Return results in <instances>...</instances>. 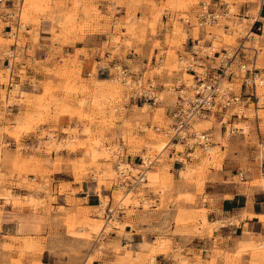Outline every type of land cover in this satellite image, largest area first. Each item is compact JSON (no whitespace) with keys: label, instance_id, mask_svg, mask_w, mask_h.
<instances>
[{"label":"rangeland","instance_id":"374dc122","mask_svg":"<svg viewBox=\"0 0 264 264\" xmlns=\"http://www.w3.org/2000/svg\"><path fill=\"white\" fill-rule=\"evenodd\" d=\"M258 2L259 0H219L216 10L223 12V4H227L226 14L220 15L216 25L204 29L194 24V14L199 10V4L207 5L208 0L0 2V31L5 30L2 32L3 36H0V46L19 48L24 43L21 35L25 33V29H34L39 20L49 22L52 43L56 44L44 61L46 65H41V69L37 70L44 77L39 83L41 94L44 93V84L48 83L47 99L38 96L20 99L18 115L12 123L7 122L0 128V132L13 140H18L22 135L34 137L38 145L36 153L48 156H56L60 152L72 153L75 150L81 152L71 161L60 157L42 160L32 155L21 156L17 149L6 161L7 157H2L5 144L0 143V166L3 168L0 174V194L8 195L2 201L14 208L29 210L36 216L32 222L35 235L27 234L16 239L5 236L0 238V264L91 263L107 251L106 238L110 229L123 227L124 224L119 223L122 213H126L127 219H149L152 212L150 207L154 202L153 199L146 198L148 193L158 199L156 211L161 212L164 223L171 221L176 228L183 229L177 232L198 234L197 228L210 231L205 225L203 211L194 210V205L198 204L201 196L200 187L206 179L205 175L209 170L219 169L229 157L241 170L252 176V183L248 185H264V175L254 170L255 166L258 167L264 161V149L259 145L260 142L264 143V83L256 92L260 109L253 110L250 104L249 107L240 105L232 110L240 112L244 119L238 122L248 126L243 136L221 135L218 125L212 119L206 120L202 127L194 128L210 129L208 132L213 144L210 149L212 151L199 155L198 161L184 163L181 169L183 171L177 173L180 179L178 184L194 185L195 193L174 195L171 188L175 183L167 174L169 162L171 163V160L166 159L168 146L162 154L159 153L158 162L145 171V178L148 177L146 184L132 190L127 191L119 186L121 178L116 176L114 169L115 165L130 163L129 157L137 156L132 163L137 164L139 157L145 159L148 154L153 155L159 151L152 148L162 147L167 138L163 133L155 132L154 127L165 128L168 125L167 109L174 101V95L163 90L158 104L144 106L139 110L137 108L141 105L130 101L128 90L119 83L109 81V75L104 83L96 82L99 79L95 77L97 67H105L107 72L116 63L140 75L142 81L150 79L157 86L168 85L178 77L189 79L179 70L177 57L184 55L183 51L190 44L187 39L191 37L192 40H199L203 47L210 43L212 51L224 49L229 54H232L230 50L237 43L244 42L242 53L249 56L250 62L256 57L255 68L258 69L260 78L264 79V34L256 35L259 39L252 35L249 39L245 38L255 17L253 14ZM8 14L11 17H7ZM261 16L264 17L263 14ZM186 20H189L191 27L184 23ZM89 35L100 38L98 45L94 47L97 49H92L91 52L99 55L100 63H95L83 48L73 50L72 55H60L61 48L70 47L72 50L74 43L84 41ZM161 36L162 41L159 42ZM142 48L147 49L146 52ZM131 49L140 56L141 63L124 60ZM252 54L256 56H251ZM10 55L9 67L18 60L16 52L9 54L7 49L5 56ZM79 56L83 57V61L79 60ZM236 64L234 62L232 66ZM7 80L8 77L2 81ZM238 83L239 81L235 82L236 89ZM0 94L5 105L4 93ZM63 137L68 140L67 144L61 142ZM175 149L182 151L181 146ZM110 150L115 153H109ZM250 161L254 163L250 164ZM131 166L134 169L132 174L135 175L136 168ZM61 169H64L62 173L65 176L61 174L64 177L60 178L71 179L75 185H90L93 178L96 179L99 183L97 187L105 189L101 194L108 197L100 198L101 206L107 203L110 208L116 206L120 209L118 218L104 226L102 215L98 213L102 207L98 205L86 208L83 207L85 204L71 200V195L75 192L70 191L67 183L60 182L57 190L53 189L55 182L51 178L52 174ZM11 186L23 192L13 194ZM54 190L56 194L69 192L71 198L66 199L63 207L53 208L56 201L50 195L52 193L55 197ZM182 201L192 205L193 210L180 209L178 203ZM97 203L92 205L97 206ZM167 204H174L173 209L168 210ZM200 217L202 223L198 226L197 220ZM153 246L155 248L152 247L150 254L170 251L168 242L160 238H156ZM119 252L120 249H114V253ZM215 253L218 256L220 254L223 260L230 257L226 251L215 250ZM238 253L247 258L248 264H264V241L259 239L249 247L241 245L233 254L236 261ZM179 263L186 264V261L180 259Z\"/></svg>","mask_w":264,"mask_h":264},{"label":"crops","instance_id":"0c3cea01","mask_svg":"<svg viewBox=\"0 0 264 264\" xmlns=\"http://www.w3.org/2000/svg\"><path fill=\"white\" fill-rule=\"evenodd\" d=\"M218 2L219 0H208V9L216 10ZM261 14L264 15V8L259 12V16ZM30 27L32 28L31 25ZM49 28H51L49 22L39 20L34 29H25V33L21 35L24 43L19 48L9 45L0 46V93H4V101L6 102L3 105L0 94V128H3L7 122L12 123L14 121L19 112L20 99L25 98V96H29L30 99L36 96L44 99L48 97V83L44 84V93L39 92V83L44 80V77L37 70L41 69V65H46L44 61L48 58L52 49L56 47V44L52 43L53 36L51 39ZM2 32H5V30L0 31V36H3ZM99 39L89 35L85 37L84 41L74 43L72 50L69 49L70 47L61 48L60 55H72L73 50L83 48L95 63H100L99 55L96 52L91 53L92 49H97L94 47L98 45ZM158 41H162V36ZM192 41L194 40L191 37L187 39L188 44ZM7 49L8 51H15L16 57H18V60L15 59L16 61L13 62L11 67H9V59L5 56ZM142 50L146 52L147 49L142 48ZM244 55L242 63L247 64L249 56ZM78 58L83 61L82 56ZM124 60L141 63L140 56L134 54L133 49L127 52ZM234 62L237 63V61ZM107 76L108 73L105 67L96 68L95 77L99 79L96 82H106L104 79ZM6 77H8V80L3 82L2 80H5ZM144 106L137 109L141 110ZM0 143L5 144L2 157H7L6 161L14 155L17 149H19L21 156L24 154L32 155L42 160H52L53 157H60L71 161V159H75L81 154L80 150H75L72 153L60 152L56 156H48L41 152L36 153L38 145L36 139L32 136L22 135L18 140H13L0 132ZM135 157L137 156L129 157L130 165H136L132 164ZM166 159L171 160L167 174L172 177V182L175 183L171 188L172 194L182 195L187 193L193 195L196 191L194 185L178 184L180 179L177 177V173L181 171L184 164L173 163L172 159L169 158V152ZM230 159L231 157L224 160L219 169L208 171L205 175L206 179L200 187L202 192L201 201L199 198L200 202L198 201V204L194 205V210L199 211L201 209L203 211L205 225L209 227L210 231L197 228L198 234L177 232L183 229L181 227L176 228L171 221L164 223L161 212L156 211L159 204L158 199L148 193L146 198L153 199L154 202L150 207L152 212L149 214V219L147 221L135 217L127 219L126 213H122L119 223L124 225L122 228L114 227L110 229V233L106 238L107 251L97 256L91 263L87 262V264H180V259H185L186 264H248L247 258L241 256L242 254H237L239 255L237 261L235 260L236 256L234 257L233 254L234 251L235 253L238 251L241 245L245 244L249 247L250 244L259 239L264 241V185H248L252 183V176L241 170L239 165ZM166 163L168 164V162ZM249 163L253 164L254 161ZM63 170L61 169V171L52 174L51 178L55 182L53 189L57 190L58 184L63 182L69 184L70 191L75 193L71 195V198L68 195L69 192L56 194L57 192L54 190L55 197L52 196V193L50 195V198H54L56 201L53 208L63 207L67 198L73 199L76 203L85 204L83 207L86 208L97 207L101 203L100 198H108L101 194L105 189L102 186L97 187L99 183L96 182V179L93 178L90 185L83 183L75 185L69 175L68 179L70 180L60 178L65 176L62 173ZM254 170L264 175V161H261L258 167L255 166ZM2 171L3 168L0 166V174ZM234 178H237V181H234ZM5 180L8 179L5 177ZM10 189L13 194L23 192L15 186H11ZM7 196V193L5 195L0 194V198H4L0 200V238L5 236L9 239H16L27 234L35 235L32 222L36 216H33L29 210L14 208L9 203L5 204L2 200H6ZM94 202L99 204L93 206ZM173 205L167 204L166 207L171 210ZM178 206L180 209L193 210L192 205L183 201L178 203ZM201 223L200 217L197 220L198 226ZM156 238L167 241L170 251L150 254V251L155 248L153 245ZM117 248L120 249L119 254L114 253V249ZM215 250L226 251L230 257L223 260L220 254L218 256L215 253Z\"/></svg>","mask_w":264,"mask_h":264},{"label":"built area","instance_id":"2783aa9c","mask_svg":"<svg viewBox=\"0 0 264 264\" xmlns=\"http://www.w3.org/2000/svg\"><path fill=\"white\" fill-rule=\"evenodd\" d=\"M0 2L4 3L5 0H0ZM259 4L260 8L263 9L264 0H259ZM223 6L224 11L219 14L214 9L209 10L208 5L204 6L200 3L199 10L194 14V24L201 29L211 28L216 24L219 15L224 16L226 14L224 12L227 4H223ZM7 17H11L10 14ZM262 20L252 21L246 33L249 35L261 34L264 18ZM184 23L191 27L189 21H184ZM199 42L197 39L190 42L187 49L183 51L184 55L180 54L177 57L179 70L189 77L186 80L178 77L168 85L157 86L150 79L142 81L140 75H136L127 67L116 63H113L107 71L111 79L118 81L128 90V99L133 103L147 107L158 104L160 102L159 95L163 90L174 95V101L167 109L168 125L165 128L154 127V130L163 133L167 138L169 158L172 159L173 163L180 165L186 161H196L194 152L205 153L212 145L209 130L196 131L193 129V124L197 119L211 118L213 122L217 123L218 131L223 136H243L247 132L248 126H238V120L244 118L240 112H232V110L247 104H251L253 110L260 109L256 94L257 88L261 87V82L256 83V80L260 78L258 69L254 68L253 64L248 67L238 64V61L242 62L245 56L241 52V49H244L242 41L230 50L232 53L230 56L224 49L215 52L212 51L210 43L203 47ZM11 52L9 51V54ZM251 56H256V54ZM11 57L10 55L7 58ZM234 60H237V64L231 66ZM236 81H239L238 89L234 87ZM175 145L181 146L182 151H175ZM259 145L264 149L263 142H260ZM179 158H182L183 161H180ZM158 159V155H153L150 159L139 157L138 163L134 165L136 168L135 175H130L129 169L119 170L118 166L115 165L114 169L121 178L120 185L122 188L129 189L135 184L144 183L146 180L144 178L145 171L154 166ZM103 210L102 217L107 221L111 217L110 210L107 206ZM118 216L119 214L116 212L115 218Z\"/></svg>","mask_w":264,"mask_h":264},{"label":"bare ground","instance_id":"6f19581e","mask_svg":"<svg viewBox=\"0 0 264 264\" xmlns=\"http://www.w3.org/2000/svg\"><path fill=\"white\" fill-rule=\"evenodd\" d=\"M204 6H206V5H204ZM256 12H254V14L253 15H255V17L253 18V20L252 21H254V20H262L264 17H261V16H259V12L261 11V8H260V4H259V2H258V7H257V10H255ZM215 12L216 13H220V11L217 9V10H215ZM221 17H220V15H219V17H218V19H217V21L215 22L216 24L218 23V21H219V19H220ZM187 22L189 21V20H186ZM263 21V20H262ZM216 24H214V25H216ZM264 34V23H263V28H262V30H261V34H252V36H254L255 38H258L259 39V37L258 36H256V35H263ZM249 37L250 35L249 34H247L246 33V36H245V38L246 37ZM246 38V39H249V38ZM244 38V41L245 42H247V40ZM244 43V42H243ZM243 43H242V47L244 48V46H243ZM242 50L243 49H241V52H242ZM252 50H254V49H252ZM229 56H230V54H229ZM255 60H256V57H254V60H251V62H250V60H249V62L246 64V63H242V62H238V64H240V65H244L245 67H248L250 64H253V67L255 68ZM235 61V60H234ZM233 61V62H234ZM237 61V60H236ZM233 62H232V64H233ZM232 64H231V66H232ZM233 68V67H232ZM259 73V72H258ZM109 81H113V82H116V83H119L118 81H116V80H114V79H109ZM261 82V85L260 86H262L263 85V83H264V79H262V78H259V79H257L256 80V83L257 84H259ZM101 83H104L103 81H101ZM120 84V83H119ZM112 92V91H111ZM258 103V102H257ZM141 106H144V105H141ZM245 106H247V107H249L250 105L249 104H247V105H245ZM238 107H240V106H238ZM236 108V107H235ZM256 112V111H255ZM211 118H208L207 119V117L206 118H204V119H197V121H195V124H193V129L195 128V127H202L204 124H205V122H206V120L208 121V120H210ZM213 123H215V122H213ZM215 125H217V123H215ZM238 126H242V123H240L239 122V124H238ZM215 127V126H214ZM194 130H196V129H194ZM209 131H210V129H208ZM196 131H201V130H196ZM212 131H214V128H213V130ZM211 131V132H212ZM246 133V132H245ZM68 142V140L67 139H65L64 137L61 139V142ZM67 142H66V144H67ZM213 145V144H212ZM212 145H211V147H209L207 150H206V152L205 153H201L200 151H198V152H194V156H195V158H197V160L196 161H198V157H199V155H206L207 153L209 154L210 152V149H212ZM167 147V142H164V144H163V146L162 147H160V148H152V149H157V150H159L156 154H153V155H158V158H159V153H161V152H163L164 150H165V148ZM175 148L177 147V145H175L174 146ZM106 151H108V150H106ZM110 152H113L112 150H110L109 151V153ZM113 153H115V152H113ZM162 154V153H161ZM153 155H151V154H148V156H146L145 157V159L146 158H149L150 159V157H152ZM141 159H143L142 157H141ZM180 159V158H179ZM180 161H183V159L181 158L180 159ZM186 162H188V161H186ZM185 162V163H186ZM190 162H194V161H190ZM118 166V168H119V170L120 169H123V168H126L127 170L129 169V171H130V175H133L132 174V170H134L133 169V166H131L130 164H125V163H123V164H121V165H117ZM121 167H123V168H121ZM115 173H116V176H118L119 177V175H118V172L115 170ZM146 173V172H145ZM145 173H144V178H145ZM186 178V177H185ZM146 180H145V182L144 183H138V184H135L133 187H131V188H129V189H126L127 191H129V190H132V189H134V188H136V187H138L139 185H142V184H146V182H147V180H148V177H146L145 178ZM119 186H121L120 184H119ZM121 188H122V186H121ZM128 193L126 192V195H127ZM147 203V202H146ZM106 206L108 207V209L110 210V214H111V217H110V219L109 220H107V221H105L104 219H103V217H102V219H103V221H104V226H106L107 224H109V223H111L112 222V220H115V219H117V218H115V215H116V212H118L119 213V211H120V209H118L116 206L115 207H112V208H110V205H109V203H107L106 205H104L103 207L101 206V203L99 204V207H102L101 209H99L98 210V213H100L102 216H103V209H105L106 208ZM98 207V206H97ZM245 245V244H244ZM241 247V246H240ZM243 247V249L245 248L244 246H242ZM250 249V248H249ZM245 250V249H244Z\"/></svg>","mask_w":264,"mask_h":264}]
</instances>
